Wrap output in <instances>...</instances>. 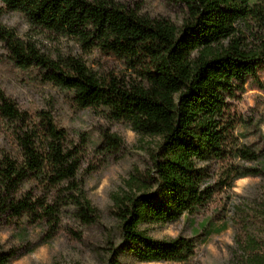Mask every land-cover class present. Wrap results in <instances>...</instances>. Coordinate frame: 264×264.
Masks as SVG:
<instances>
[{
    "label": "trees",
    "instance_id": "1",
    "mask_svg": "<svg viewBox=\"0 0 264 264\" xmlns=\"http://www.w3.org/2000/svg\"><path fill=\"white\" fill-rule=\"evenodd\" d=\"M170 1L185 15L180 26L117 0H0L35 29L97 51L107 62L92 69L71 54L49 56L0 25V43L17 67L38 69L76 109L101 111L150 139L149 164L112 195L121 245L111 264H121L117 256L124 252L144 262L187 263L194 241L156 240L141 226L202 214L237 179L260 175L240 165L256 162L259 154L239 144L235 132L242 120L230 101L264 63V0ZM0 118L17 152L0 149V215L10 223L44 224L42 242L64 231L66 209L83 225L96 223L98 210L83 189L98 166L83 168L87 140L72 138L49 111L22 109L1 87ZM103 140L104 157L123 146L115 134L105 132ZM209 226L201 225L203 237L212 234ZM243 229L250 261L264 264V238ZM15 254L0 255V264Z\"/></svg>",
    "mask_w": 264,
    "mask_h": 264
},
{
    "label": "rangeland",
    "instance_id": "2",
    "mask_svg": "<svg viewBox=\"0 0 264 264\" xmlns=\"http://www.w3.org/2000/svg\"><path fill=\"white\" fill-rule=\"evenodd\" d=\"M117 1L136 5L141 14L166 18L177 26L185 17L170 0ZM0 25L21 39L36 42L49 56L71 54L82 58L92 69L107 65L106 59L97 51L85 52L73 40L35 29L24 14L7 9L1 2ZM0 87L22 109L30 113L49 111L54 121L72 138L87 140L88 156L83 168L91 163H98V166L84 178L83 189L99 213L96 223L83 225L73 209L64 210L61 215L64 231L49 242L41 241L46 229L44 224L10 223L0 215V255L16 253L6 264H111L114 250L121 245L119 223L111 212L112 195L124 189L135 170L143 171L149 164L146 148L150 139L140 137L124 122H110L101 111L76 109L68 93L47 82L38 69L17 67L1 43ZM230 102L242 120L235 132L239 144L259 154L256 162H241L240 165L258 169L260 175L237 179L233 188L218 194L202 214L183 215L176 221L141 226L156 240L184 237L194 241L195 254L185 264H253L245 251L243 227L248 226L249 235L264 238V63L255 77L246 78L244 91ZM8 130L6 121L0 118V149L16 154ZM105 132L117 135L123 143L119 152L107 155V158L101 156L99 150ZM104 159L106 162L102 161ZM206 223H210L208 229L212 234L203 237L201 225ZM216 230L218 232H214ZM73 232L81 236H74ZM117 259L121 264H177L139 261L128 252L119 253Z\"/></svg>",
    "mask_w": 264,
    "mask_h": 264
}]
</instances>
